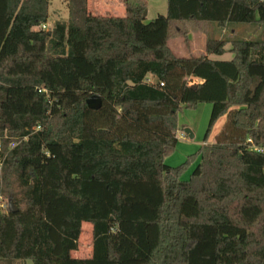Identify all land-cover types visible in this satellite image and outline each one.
<instances>
[{
	"label": "trees",
	"instance_id": "obj_1",
	"mask_svg": "<svg viewBox=\"0 0 264 264\" xmlns=\"http://www.w3.org/2000/svg\"><path fill=\"white\" fill-rule=\"evenodd\" d=\"M67 2L46 30L51 0H0V264H264V38L169 45L188 23L264 28V0H168L148 22V0ZM201 103L204 144L169 166L179 112ZM85 223L92 252L74 257Z\"/></svg>",
	"mask_w": 264,
	"mask_h": 264
},
{
	"label": "rangeland",
	"instance_id": "obj_2",
	"mask_svg": "<svg viewBox=\"0 0 264 264\" xmlns=\"http://www.w3.org/2000/svg\"><path fill=\"white\" fill-rule=\"evenodd\" d=\"M88 9L93 14H114L118 16L125 15V7L122 0H88ZM113 11V12H112ZM167 12V0H148V14L146 21H152L158 15H165ZM69 18V7L67 0H51L49 8V20L46 23V30H50L54 27L56 22L67 21ZM183 26L182 33L177 35L175 32L170 39V47L177 56H203L206 55V42L208 36H214L219 40H232L233 38H246V39H260L264 38V28L245 25L244 27H215L212 24H196L188 23ZM236 28L237 35L234 37L232 31ZM230 43L226 48L229 49ZM215 59L229 60L233 57V53L227 51L222 56L209 55ZM196 80L191 78L190 83L195 84ZM16 96H20L22 100L27 103L33 100L31 92L28 91H16ZM19 92V93H18ZM39 104L35 101V106ZM34 106V107H35ZM213 105L211 103H201L194 108L183 107L178 114V142L175 151L169 155L165 162L169 166H179L184 163L189 155L195 154L199 151L200 147L204 144V137L208 129L210 117L212 113ZM226 116L221 117L215 124L211 136L209 138L210 143L215 142L216 134L221 130L225 123ZM190 129L194 137L191 138L186 130ZM8 135L5 134V137ZM200 162L198 157L190 166L183 172L181 179L188 180ZM0 174H1V162H0ZM0 203L3 207H0V213L8 210L11 203L8 199L2 196ZM83 233L79 240V248L76 252H73L74 257H87L92 251V225L85 223L83 225ZM12 264H34L32 260H19L14 261Z\"/></svg>",
	"mask_w": 264,
	"mask_h": 264
},
{
	"label": "water",
	"instance_id": "obj_3",
	"mask_svg": "<svg viewBox=\"0 0 264 264\" xmlns=\"http://www.w3.org/2000/svg\"><path fill=\"white\" fill-rule=\"evenodd\" d=\"M87 104H88L89 108L98 110L101 108L102 100L100 97L94 96V97H91L90 99H88ZM186 133L189 134L191 138L194 137V134L190 129H187ZM11 208L14 209L12 206H11Z\"/></svg>",
	"mask_w": 264,
	"mask_h": 264
},
{
	"label": "crops",
	"instance_id": "obj_4",
	"mask_svg": "<svg viewBox=\"0 0 264 264\" xmlns=\"http://www.w3.org/2000/svg\"><path fill=\"white\" fill-rule=\"evenodd\" d=\"M167 1H168V0H167ZM167 9H168V2H167ZM112 12H113V11H112ZM166 13H167V12H166ZM106 14H109V13H106ZM106 14H103V15H106ZM111 15H114V14H111ZM115 16H118V15H115ZM122 16H123V15H122ZM244 26H245V25H244ZM244 26H243V27H244ZM234 27H236V26H234ZM232 33H233L234 37L237 35L236 28L233 29ZM169 43H170V41H169ZM184 56H186V55H184ZM210 58H213V57H210ZM193 79L196 80L195 84L198 83V82H200V80L197 79V78H193ZM91 252H92V251H91ZM79 257H80V256H79Z\"/></svg>",
	"mask_w": 264,
	"mask_h": 264
},
{
	"label": "built area",
	"instance_id": "obj_5",
	"mask_svg": "<svg viewBox=\"0 0 264 264\" xmlns=\"http://www.w3.org/2000/svg\"><path fill=\"white\" fill-rule=\"evenodd\" d=\"M43 28L44 29H46V25H44L43 26ZM40 91H42V89H40ZM44 91L46 92V90L44 89ZM37 129H41V127L40 126H38V128ZM16 146V143H12L11 144V146H10V148L12 149V148H14ZM2 150V146H1V144H0V151ZM2 200V196H0V201ZM0 207H3V205L0 203Z\"/></svg>",
	"mask_w": 264,
	"mask_h": 264
}]
</instances>
